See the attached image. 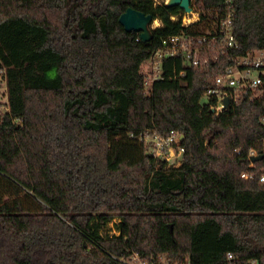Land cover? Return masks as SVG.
Wrapping results in <instances>:
<instances>
[{
	"label": "trees",
	"instance_id": "obj_1",
	"mask_svg": "<svg viewBox=\"0 0 264 264\" xmlns=\"http://www.w3.org/2000/svg\"><path fill=\"white\" fill-rule=\"evenodd\" d=\"M191 6L201 17L186 28L183 10L154 0H0V264H119L132 253L264 264V159L250 161L264 144V86L224 113L203 102L232 55L264 49V0H234L237 52L205 68L168 60L145 92L144 66L165 39L218 34L220 0ZM129 8L161 22L150 42L120 24ZM175 131L178 165L140 139Z\"/></svg>",
	"mask_w": 264,
	"mask_h": 264
},
{
	"label": "built area",
	"instance_id": "obj_2",
	"mask_svg": "<svg viewBox=\"0 0 264 264\" xmlns=\"http://www.w3.org/2000/svg\"><path fill=\"white\" fill-rule=\"evenodd\" d=\"M168 0L163 3L166 4ZM221 21L218 25V34L212 37H192L186 34L172 36L163 41L151 59L144 66V89L150 92L154 85L164 81V63L168 60H182L185 65L194 68H205L209 65L212 55L230 56L239 50V43L234 34L235 8L234 0H220ZM162 4V3H156ZM201 13L193 9V14L185 13L183 26L188 28L200 20ZM172 20H178L172 17ZM155 22V21H154ZM153 30L156 27H152ZM141 39V38H140ZM186 72L175 74V79L183 80ZM264 86V49L247 50L243 54L232 55L231 64L222 73L213 78L205 92L203 100L215 114H220L226 99L230 100V106L238 103L246 97L253 100L261 94ZM1 110V109H0ZM264 123V117L262 118ZM145 148L155 158L174 164L180 163L184 154L181 145L182 135L175 131L167 136L157 133H146L140 137ZM264 153V144L262 148ZM256 150H251V158L261 155ZM252 162V161H251ZM254 163V162H252ZM242 178L248 179L249 175L243 174ZM264 182V176L261 178ZM111 235H118L114 229V223L109 227ZM119 264H190L188 257L183 260H172L166 255H159L151 260L143 259L138 253L129 254L126 257H114ZM227 264H261L258 260L241 262L233 253L226 256Z\"/></svg>",
	"mask_w": 264,
	"mask_h": 264
},
{
	"label": "water",
	"instance_id": "obj_3",
	"mask_svg": "<svg viewBox=\"0 0 264 264\" xmlns=\"http://www.w3.org/2000/svg\"><path fill=\"white\" fill-rule=\"evenodd\" d=\"M167 7H179L186 14L192 15L193 8L191 6V0H168L166 3ZM154 23L153 17L150 15H145L137 10L129 8L120 17V24L124 27L125 31L128 33H139L140 38L144 43H148L152 40V25ZM230 108V100L226 99L224 101V106L222 112H227ZM214 113V110H211ZM183 139V137H182ZM264 159V154L257 157L251 158L252 162H258ZM172 229V226H170Z\"/></svg>",
	"mask_w": 264,
	"mask_h": 264
},
{
	"label": "rangeland",
	"instance_id": "obj_4",
	"mask_svg": "<svg viewBox=\"0 0 264 264\" xmlns=\"http://www.w3.org/2000/svg\"><path fill=\"white\" fill-rule=\"evenodd\" d=\"M155 3H163L165 0H154ZM161 26V22L160 21H155L152 25V27H160ZM6 85L5 82L3 80L0 81V109L2 111H6L8 109V99H7V93H6ZM203 102H206V99L203 100ZM179 163H174V164H170L168 163L169 166L171 165H178Z\"/></svg>",
	"mask_w": 264,
	"mask_h": 264
}]
</instances>
